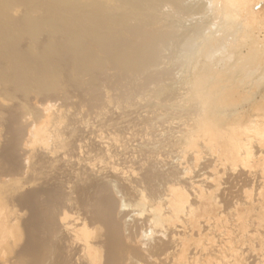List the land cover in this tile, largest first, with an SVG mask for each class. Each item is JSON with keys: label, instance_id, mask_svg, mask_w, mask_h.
I'll return each instance as SVG.
<instances>
[{"label": "rangeland", "instance_id": "obj_1", "mask_svg": "<svg viewBox=\"0 0 264 264\" xmlns=\"http://www.w3.org/2000/svg\"><path fill=\"white\" fill-rule=\"evenodd\" d=\"M176 1H177V4H174V7L162 9L163 12L173 15V18L175 15L178 17L179 10L181 8L182 9L194 8L195 10V8H197L199 5H201L202 3L204 4L205 1H206L205 7H207V5L209 4L208 1L210 0H176ZM211 1H215V0H211ZM215 3H217V0ZM218 3L220 6L221 2H218ZM214 5H215V8L216 6H218L216 4ZM249 7L254 8V9L250 10ZM215 8H213V11ZM246 9L249 10V12H244L243 16L239 17L240 18L239 20H236L235 22L234 20L235 18L232 19L234 20V23L231 21L233 23V24L231 23V25L233 26L229 25L230 31L228 29L229 27L226 28V33L230 32L229 34L230 36L232 34L231 33L232 27L234 28V26H236L235 28L238 29L234 31L232 28V30L234 31L232 32L235 34L231 36L232 39L227 38L231 42H233L232 40L236 38L235 39L236 42L232 43L234 45L231 44L232 47L227 45V48L228 47L231 48V49L228 48L229 51L227 50L229 52L228 53V60H229L228 64L223 67L222 66L223 62L221 60L220 61L221 63L217 62V64L214 65L215 67L214 69H216L215 71H217L218 69L227 70L230 66H234L237 63H239L240 66L239 65L237 66L238 69L235 70V72H231V74L233 73L232 76L227 74L229 77L226 78V75H224L225 78L223 79H226V80L225 82H223V85L228 86L229 83L231 84L230 81L232 80L234 76H235L234 79L238 80L239 78L242 77L241 74L243 75L244 72H246L248 69L253 70V68H255L256 72L252 76L253 78L248 79V81H250L249 83H251L252 81L258 79L257 80L258 82L256 81L258 83V86L255 84H252L254 83L252 82L251 83L252 85L247 84L245 87L242 88L243 92L241 93L237 91L234 92L235 94L238 93L237 95H233L234 93H232L231 95L230 93L231 96L230 95L229 96L230 97L234 96V97L230 100L223 101L227 103L226 105L223 104L224 107L220 108V106H218L219 108L217 107H216L217 109L215 108L216 111L209 112L210 113L209 115H211L210 118L212 120L215 119V122H217V120L218 122H221V126L223 125L222 124L223 121L233 122L235 120L234 121L235 123H233L234 126L239 127L241 124L235 125L237 122L241 121L240 123L242 122L246 123L247 119L255 118L254 116H250L251 115L250 113L259 115V114H262V112H264V110L262 109L257 110L258 107L260 108V107H263L264 105V99H262V97H264V0H250V3L246 6ZM211 11L210 10H206L204 12L200 11L201 13L198 14L199 11L196 12L195 10L196 13L190 12V15L186 13V15H189L187 17H185V13L183 12L184 13L183 15L181 13L180 14L184 17L180 16L179 14V16L182 18H179L178 20L181 26L184 23L186 25L191 24L192 26L196 23L195 28L193 27L192 28L195 31H197L196 29L198 28H196V26L200 27L199 25H201V23L197 24L199 22L198 20H201L203 18L202 17L203 14L207 18L209 15L208 13H210ZM234 12L240 13L239 10H235ZM212 15L213 13L210 14L209 19L204 20L205 18L204 17L202 19L203 21L202 20L201 21L205 22L206 23L205 25H212L209 23H212V21L217 20L216 18L211 20ZM163 18L164 16L162 15L161 19ZM196 19H198L197 22H196ZM209 20L211 22H209ZM214 22L216 23L217 21H214ZM241 23H243L242 25L244 26L242 25L240 26ZM180 24L178 25L180 26ZM185 24L183 26H185ZM189 26H186V27H189ZM169 28L173 30L172 26L170 27L168 26L166 29H169ZM182 28H181V31L183 30ZM212 28L213 27L211 26L210 29L212 30ZM175 29H177V27L174 28V30ZM202 29L203 28H201L200 30ZM210 29L208 31L206 30V34H208V32L209 33L213 32L216 28H214V30L212 31H210ZM185 31H186L185 32L186 34L187 33L189 34L191 32V35H189V37L188 35L187 37H185L184 34H182L184 33L183 31L180 34L183 36L182 39L185 40L186 38L187 39L189 38L190 40L191 36L193 37L194 35L193 32L195 31L192 32L191 30L190 32H188L187 28ZM244 31L245 33H243ZM179 38H181V36L177 37V39ZM226 41L227 40L225 39V42ZM187 42H190V41L187 40ZM235 43L237 44V46L234 48L233 46L236 45ZM177 44L179 45L178 47L180 48L182 47L181 41L180 43L178 42ZM172 45L175 46V43H173ZM187 46H190V45H187ZM178 47L176 45V49L183 50L182 48L179 49ZM168 50L165 49L166 54L164 53L165 51L162 50L164 51L163 53H161L163 56L160 55L162 56V61L158 62L157 64L158 68L156 67V64L153 67L160 69L162 66L159 67V64H161L163 61L164 62L166 61L165 57L169 53L170 55L169 57L171 58L170 60L171 63L170 62L167 63L169 59L165 63L168 64L167 65L168 67L170 65V68H169L170 71L168 70V67L165 66L166 64H164L163 62L162 65L164 66V69L167 68L169 72L165 71L167 72V74L160 72V71L156 73L157 69L155 71V68H154L152 70V72H155L153 75L155 74L159 75L160 73V76H162L163 80L162 78L161 79L158 78L159 77L158 75H155L154 79H158V81L154 80V82H151V83L146 81V78L143 73L135 75L132 73L125 72V74L122 75V77H120V75L117 74V72L115 71H113L114 73H111L110 75H108L107 77L103 78L100 81L98 86L94 89L93 94L92 92L88 93L90 91L87 92L83 88H81L80 90H75V89H70L68 87L67 89V86H65V84H64V87L62 84V85H59L60 87L57 86L54 90H48L49 92L48 91L42 92V90L41 92H39L38 90H33L32 91L33 93L31 91L26 92L27 94L26 93H16L14 92L13 87L11 85H8V84L5 85V84L0 83V101L3 103L7 101L6 102L7 105H3L0 103V110L2 114L0 117V131H1L0 132V179L2 180L0 181V213L2 214L0 215L1 216L0 229H5L6 232L10 231L9 233L11 234L13 238L12 239L8 235V232L7 233L3 232V230H1L2 232L0 231L1 234H3L6 237L5 238L3 235L0 234L1 236H3L2 238H0V249H2V251L0 250V264L1 263L5 264L7 260L9 264H14V263L15 264H31L30 262L31 260H33L34 258H37L38 260L41 258L43 254L44 255L42 257H44L43 259L45 261L46 259L50 260L48 259V256H45V255H49V258H52L50 256L53 255V258L51 259V261L54 259V256L55 257L56 256L59 257L58 255L62 256L61 254H63L62 252L63 250L58 251L57 249L58 247H56L55 245L59 246V248L64 246L63 244L64 242L62 243L63 245H61V247L59 245L62 242L61 241L62 238L60 237L64 236L65 233L62 232V229H61L62 227L58 223L59 217L63 215L64 213H67V215L70 214L68 218L72 217L71 215H73L74 213L75 216L73 215L72 219L76 217L77 215L78 217L77 222L78 224L82 225V227H81V230L79 231L80 234H78L79 232H77L75 233L74 236L77 239V241L80 238H86V240H88L91 245H94V247H92V250H93V254L97 257L96 264H103L104 259L105 260L109 259L105 261V264H110L109 261L112 258H113L112 260H114L115 257L118 258V256H116L118 255V251L114 250L115 252L117 251L116 253H114L113 250L112 251L106 250V248L104 247L106 245V240H105L106 232L104 231L106 230V227L101 226V225H104V223L102 221L99 223L97 221L98 218L95 217L97 220L94 218L96 222H94V220L92 219L94 215V211H96V208H97L96 206L99 203V200H101L105 196H109L113 202L114 222H117L120 225L119 226L120 229L122 226L123 228V230L121 229L122 232L126 233L127 230L125 229H129L127 232H128V235H129V232H132V238H138V239L140 238V241H141L144 236L143 242L141 243L142 245L145 246V244H147L146 242H148L149 239H151L152 241V236H151L152 234L148 232L149 231L148 228H145V226L141 224V222L144 220V217L146 216L145 215L146 213L144 212V208L148 209L147 206H149V204L153 201V199H155L154 202H156V200H159V201H162V199L164 200L165 197L163 196V193L165 192L167 186L174 184V186L179 187L181 190H183L185 187H187V189H190L191 187L189 185V182L191 181V179L197 182V179H195L194 176L196 175L198 171L205 172L206 179L204 181H200V183L199 182L196 183L198 187L197 191L201 190L206 193L205 190L209 189L207 190V193L209 192V195L211 196L214 195L215 199L212 198V200L213 202L214 200H216L217 206L213 203L211 207L212 212L210 211L208 214L207 213L206 214L207 216L212 214L210 217H213V216L215 217L217 215L216 217H218L219 219V225L217 226V228H219L220 233L224 229V228H221L220 225L222 227H224L225 224L227 226H233L234 223H236L234 205L237 204L238 198L243 197L241 194H243L245 197H246V194H247V197L250 195L249 198L246 197L247 200H249L253 196L255 199L252 198L253 201L250 200L252 202H254V200H257L256 195L259 196L258 192L264 195L263 194L264 188L263 189L261 188L263 187L261 186L263 184H260L262 182L259 178L257 179H259L260 181L257 180V182H256L255 177H254L255 180L253 179L254 181H252L251 177L245 178L244 176L243 178V175H241L242 178L240 180L237 179L239 176L238 174H243L245 171L247 172V170L251 169L258 173L259 171L262 170V168L264 169L262 165H258V164L254 165V162L257 159L255 155L258 154L256 153L257 147L254 146L252 150V146H253L252 143L258 142L257 140L261 138L258 136L257 133H254L253 130L251 132L249 130L247 133L248 134L251 133L253 138L251 135L249 136L247 135V137L249 139L252 138L253 141L251 142V140L247 139L249 142L247 141L245 142L246 133H243L245 137L244 143H243V138H242L243 134H242V137L239 136L240 139L242 138L241 142L243 144L241 142L239 143H241L242 146L245 147V149L249 147L251 149V153H250V149H249L250 154L248 152L246 153L244 151V148L241 146H240L241 147L240 151H244L242 153L246 154V156L247 155L249 156L246 159H244L246 156L242 155V160L244 161V163H242L243 161L242 162L237 161L236 163L238 164L235 166H232L233 164L231 165V162L230 163L224 162L225 159L224 160L221 159L223 162L222 163L219 158L220 157L223 158L224 157L223 155L226 154V153L222 154V152L225 151L223 149L224 144L227 142L225 144V147H227V144L229 146H234L237 144L236 140H238L239 138L237 139L235 136H233L234 133L231 130L230 131L233 135L228 130H225V129H220L221 133H224V131H226L230 136V138H226V139H228L231 142H228L227 140L225 141L224 139L225 136L229 137L227 136V133H224L222 135L220 133L219 135H217L218 133H216L215 131L214 135H217L218 138L213 136V132L211 133L209 131L212 127L211 128L207 127L208 126L207 125L208 111L205 112L206 108H203L204 110L203 112L202 106L198 102V100L196 98L194 99L195 101L191 100V98L193 99V97H191L192 93L190 94L191 95L190 99H188L189 98L188 93L192 92V91H188L187 93L188 87L190 88L193 87V83L195 81L202 79L205 73L204 70H202V67L203 69L204 67L205 69H207V64H206L207 62L204 59V55L198 56V54H196V56L200 58L195 60L196 59L194 58L196 57L195 54H192V56L190 55L189 57V54H185L184 52L185 54L184 56L186 57L188 56V57L186 58L182 56L181 57L182 59H181L179 56H181V54L183 55V53L177 50L176 53L181 52L180 54H177L178 55L177 60L180 58L179 64L181 60L182 61L183 59L185 60L183 62L181 61L182 64L184 63L183 65L181 64L182 66L181 65L177 66L178 63L175 61L176 59L175 56L171 57L172 55H175L176 53L174 52L175 54H172V52L171 51L169 52ZM163 57L165 59H163ZM225 57L227 58V56ZM172 59L174 60L172 61ZM190 60L192 61L190 62ZM174 61L176 62L175 64L176 66L175 65L173 66L172 62ZM186 62L187 63L190 62V64L187 65ZM203 62L205 63V66ZM192 64L194 66L195 65L197 66L193 68ZM177 67H179L180 69L182 68V69L180 70ZM236 72H237V75L241 73L239 74L241 77H237V75H235ZM197 74L200 75V78L199 76L196 77ZM260 76L262 77L261 79L257 78ZM159 79L162 80V82L161 81L159 82ZM234 79L232 80V82H234ZM259 79L262 81H260ZM233 84L234 83H232L231 85ZM253 85L257 87L254 88ZM250 86L251 87L253 86V87L251 88ZM249 87L252 90H250ZM154 90H158V91L155 92ZM168 91L170 92V94ZM172 91H173V95H172ZM38 92L43 95L39 94ZM161 94L164 96H162ZM160 95L162 96L161 98H160ZM31 103L33 104L35 103V105ZM42 105H48L47 112L46 111L44 112L43 110L39 108V107H43ZM3 115L4 117L2 118ZM5 117H7V119ZM10 117H15V119L14 118L11 119ZM2 119L4 120L1 121ZM204 120L206 121L203 122ZM4 122L6 124H4ZM2 124H4L3 126L4 128L2 127ZM216 124L217 125L215 127L217 126L220 127L219 126L220 123H216ZM31 126H34L35 129H39L38 130L39 133L34 137L36 138L34 141H32V138L29 139L28 137L29 129L31 128ZM194 127L197 129H195ZM203 127H204V130H203ZM230 127H233V125ZM214 130H216V128L212 129V131ZM203 131H206L208 133L210 132V134L216 139L214 138L211 139L209 136H207V138L209 137V139H211L212 141L210 142V140H208L209 141V142L207 141L208 145L205 144L203 146H196L194 149L195 150L198 149V152L195 154L196 159L195 158L193 159L192 153L194 152L191 150L193 148L191 147L192 144L190 143L191 140L194 139L193 132H203ZM4 132H7V133H4ZM100 136L103 137L104 141L107 140L109 144H112V147H110L111 145L107 146L109 147V149L108 148L103 149L99 147L98 143L94 142V140L97 141ZM107 136L110 137V138L108 137L109 139H111V137L113 138L115 137L114 139L116 141L114 140L113 142L112 140V143H110V140L106 139ZM41 137L48 138L47 140L48 143H46L47 145L42 144L43 146L46 145L44 147L40 146L39 142L35 143V141ZM232 141L234 142L233 143L234 145L232 144ZM221 142L224 144H222ZM8 143L10 144L8 145ZM23 143H26L25 148L27 149H23V147H20V146H23ZM120 143H123L124 147L127 148L125 149V151H122V153H120L119 151V146L121 145ZM247 143L248 145H246ZM220 144H222L221 145L222 147L220 146ZM5 146H9V147H5ZM256 146H257V143H256ZM92 147L93 149L97 148L95 152L98 153V156L100 158L99 160H97L96 158H93V154L95 153L93 152L94 150L92 149ZM99 148L101 149V151L98 150ZM112 148H114V151L112 150ZM219 148L222 149V152H220L221 149ZM225 149H229V148H225ZM6 150H8V152L10 153L13 152L12 155L9 156L10 159L4 157V153ZM90 150H93L92 153H90ZM110 150L112 151L109 153ZM113 152H116L115 154H117V157L114 156L115 157L114 160H116L115 162L112 160L114 158L113 155H115ZM106 153L108 154L107 157L109 158H110L109 155H111L112 153L113 154L112 158L108 159L106 157ZM260 154L261 153H259V155ZM85 155L88 158H86ZM90 156H91V159H93L94 161L96 160V162H94L95 164L89 163V161L93 162V160L91 161ZM217 156H219V158ZM260 157H262V155H260ZM106 159H108L109 163ZM83 160H85V163L88 162L89 165L90 164L93 165V169H92L93 172L88 169L87 171L85 170L86 172L84 171L85 173L81 171L82 169L80 167V164H85L83 163L84 162ZM111 160L114 162L113 164L114 166H117L120 168V171H118L115 175L114 174L112 175V173L110 172H109L110 174H105L103 176L93 175L95 174L96 171L99 172L103 170L106 166L110 165V163L112 164ZM106 161L108 165L105 164ZM119 161L120 163H118ZM24 162H27V164ZM103 164H105L106 166L104 167ZM117 164H119V166ZM26 165L28 166L26 167ZM249 166H252V167H249ZM242 171L244 172L242 173ZM104 172L106 173L107 171H104ZM79 174H80L79 176L80 180L78 179ZM81 174H82V179L84 180L85 178L84 180L85 182L81 180ZM83 174L85 175V177ZM257 183L260 185H258ZM91 184H93V186H96V185L98 186V189L95 190L96 192L98 190V192L97 193L95 192L96 194L94 193L95 194L94 196L92 194L94 192L93 190L95 189V187L92 188L93 186H91ZM55 187H57L58 189L57 190L58 192L55 190L56 194L53 192ZM88 187L90 188L89 192H88V189H86ZM82 188L84 192L87 191L88 193L86 192V194L84 195V192L81 191ZM50 189H51L50 192H53L55 194V197H53L52 195H49ZM187 189H186V192L188 191L186 193L187 201L188 203L190 202L189 203L191 204L190 206L192 207L193 205L192 208L196 207L195 208L196 212H198V210L202 211L205 206L199 205L200 201H197L199 200V195L197 191H195L194 189L193 190L192 189L187 190ZM32 190L39 191L38 193L39 195L37 198L38 199L37 201H39L38 204H42V206L44 205L46 209L49 208L48 210H46L48 213L45 212V214L48 215V216L46 215L47 218H45V216L43 218L44 210L42 211L43 212L42 219H44V221L45 219L48 220L49 221L47 222L48 224H46V221L44 222V224H42L41 228H44L45 227L44 225L46 224V227L44 229H41L40 226H38V229L39 228L40 229L38 230L36 228V231H34L35 234L33 233V228L30 226L32 225V222H31L32 216L29 210L30 203L28 202L29 206H26L27 201H25V205L22 202L24 199L26 200L28 199L27 197L31 192H33ZM134 191L136 193H134ZM90 192L91 194H89ZM137 192L141 193L143 197L145 198L144 203L139 202V199L141 197L139 196V194H138L139 197L136 195ZM83 195L85 196V198H83L84 197ZM87 195H89V197ZM90 195H92L93 197L92 196L90 197ZM50 196L54 198L52 199V201L50 200V198H52ZM195 198H197L196 202L194 200ZM47 199H49L52 202L51 203L49 201L51 205L50 204L48 205ZM46 202H47V205H46ZM129 203H130L129 205L130 207H127ZM142 204H144V207ZM213 205H215V207L217 208L216 210L217 214L215 212L216 208ZM132 206L137 207L136 211H133V209H132L133 212L131 211L130 208ZM127 208L130 209L132 213H130V211ZM72 209H73V213H69V211L71 212ZM142 209H143V212H141ZM75 211L77 214L75 213ZM256 211H258V209ZM231 212L233 214H231ZM142 213H144L145 216ZM139 214H142V215H139ZM255 214H257L255 212V209H253L252 211L250 210L248 212H243L241 215H246V216L239 218L240 220L242 219L241 221L238 219L237 221L244 223L245 230L246 231L248 230L247 232L248 233L250 232L251 236L254 234L257 238V236L259 237L261 233V229H260L261 227L257 223L261 219L258 216H255ZM50 217L52 218L49 219ZM136 218L137 220L138 219L139 220L137 221ZM99 219H102V218L100 217ZM203 219H201V222ZM134 221L136 223H134ZM53 222H56V223L52 224ZM123 222L126 223L127 225L124 224ZM139 223H140L139 225L140 227L138 226L139 227L138 228L137 225L135 224H139ZM202 224L203 223H200L198 225V228H195L194 232H192L191 237L194 240L196 238H197L196 240H199V239L201 240L204 238L206 234L211 233L212 230L205 229V227H203ZM48 225H51V226H48ZM99 225L101 227H99ZM129 225H135L134 228L130 226L133 229L132 231L129 228ZM254 225H256V229ZM141 227H143L144 230H141L142 229ZM11 229H13V231ZM46 230L49 231V234H47L48 231L46 232ZM197 230L198 231L200 230V232H198ZM252 230H253V233H252ZM195 231H197L199 234L195 235V233H197ZM231 231L232 230L229 231L228 237H231ZM27 232H29L28 235L26 234ZM41 232L44 233V235L42 234L44 236L43 240L45 239V237L46 239L44 241L42 240L40 241L38 239L39 241H37V243L33 247V252L30 251L29 255H28L29 252L26 253L25 255L24 252L22 251V247L24 246V243H25L24 247L27 250V245H28L27 242H29V241H26L27 238H29L30 240V237L31 238L33 236L37 237L38 234L39 235L41 234ZM104 232H105L104 234L105 236L103 235ZM138 232L143 233V235L139 236L140 233L137 235L136 233ZM50 233H53L54 235ZM125 233H123L124 235L123 234L122 235L126 236L127 233L126 234ZM220 233H218L217 235L215 233L216 236L213 240L214 244H217ZM6 235H8L12 241L10 240L8 241L7 240L8 236ZM134 235H137V236L134 237ZM246 235L248 234L245 233V236ZM254 235L253 237H255ZM48 236H49V239L51 238L50 236L52 237L54 236V238H51L50 240L53 241V239H55V241L54 242L48 241L47 240ZM260 237L262 236L260 235ZM4 238L5 240H2ZM37 238H40V237H37ZM58 238L60 239V241H58L59 240ZM256 238L255 240H258L259 242V239L258 238L256 239ZM163 240H165L164 237H163ZM2 241L5 244H3ZM56 241H57V244L55 243ZM144 241H145V244H144ZM151 241L149 240L150 243ZM10 242L13 245H11ZM44 242L47 244H44ZM49 242H50L49 246L53 244L52 248L48 246ZM152 242L154 243V241ZM252 242L253 241H251V244ZM251 244L250 243L247 244V241H246L245 245H248V246L250 245V248H251L252 246ZM254 244L253 245L256 247L257 242L255 241ZM9 245H10V248H9ZM46 245L52 251V254L50 253L51 255L49 254L50 250L46 248ZM248 246H246L245 249L243 248V250L240 251L241 254L238 257V260H239L238 264H264V257L262 260L260 259L258 260L256 258L257 254L263 253V251L262 253L261 251L259 252V250L262 248L258 249L257 248L259 247L258 245L256 247V249L258 250L252 253L255 247L253 248L252 246L253 250L251 249L250 251ZM24 247H23V250H25ZM56 249L58 252L54 251V253H56L55 255L53 253V250H56ZM126 251L127 250H125V252ZM1 252L5 254H1ZM19 253L20 255H23V256L25 255L26 257L20 256ZM192 253L198 254L199 251L197 252L195 251ZM216 253H217L216 250L214 251L212 250L213 257L216 255ZM119 254L121 253L119 252ZM202 254L203 253L198 255L199 260H197V257L195 255L194 256L196 258L194 256L192 258L193 259L195 258L194 259L195 262L196 261L199 262L200 257L202 259V256H201ZM122 255H124L123 252H122ZM139 255L140 254H136V256L132 255V257H134L133 260L136 259L137 264H150V263H146L149 261L148 259H147L148 261L145 260V258L142 259L141 255L140 256ZM129 256L131 257L130 254ZM45 257L47 258L45 259ZM98 257L99 258L102 257V260L99 259ZM43 259L41 258L39 262L37 263L41 264L40 261H42L43 263ZM55 259L58 260L59 258H55ZM57 260H54L56 261V263L53 261L52 262L55 264L60 263V262H57ZM230 260L232 261V259ZM51 261H49L50 264H51ZM212 261L213 260H211L210 263H212ZM200 262L199 264H201ZM210 263L207 261L206 264H210ZM46 264H48V261ZM213 264H215V262Z\"/></svg>", "mask_w": 264, "mask_h": 264}, {"label": "bare ground", "instance_id": "obj_2", "mask_svg": "<svg viewBox=\"0 0 264 264\" xmlns=\"http://www.w3.org/2000/svg\"><path fill=\"white\" fill-rule=\"evenodd\" d=\"M205 2H204V4L202 3L197 8H195L196 12L199 11L198 12V14H199L202 11L204 12L206 10H210V11L212 10L213 11V8H215L214 4H216L218 6H216V8L214 9L213 12L211 11L210 13H208L209 15L207 18L205 17V15L203 13H202L203 14L202 17L203 18L205 17L204 20L209 19L210 14L213 13L211 20L216 18L217 20H214V21H217V22L215 23L214 21H212V23H209V22H211L209 20L208 23L212 24V25H205L206 23L202 22L203 18L200 16L202 18L201 19L202 21L198 20L200 18L199 17L198 19H196V22L198 20L199 22L197 24L201 23V25H199V26L203 29L200 30L201 28L196 26V28H198V29H196L197 31H195L193 28H195L196 23L193 26L191 24L186 25L185 23H184L185 26H183L184 24H182V26H181V24L179 23V20H178L179 18L184 17V16H182L184 13H185V17L189 16L190 12L196 13L194 8H190V9L187 7H186L187 9L181 8L179 10V14L181 13L182 15L180 14V16H182V17H180L178 14V17L175 15L173 18V15L163 12L162 9H164V8L174 7V4H177L176 0H0V83L5 84V85H7V84L11 85L13 87L14 92H16V93H26L29 91L32 92L33 90H38L39 92H41V90H42V92L48 91V90H54L57 86L62 85V84L64 87V84H65V86H67V89H68V87L70 89H75V90H80L81 88H83L87 92L90 91L88 93L92 92V94H93L94 89L98 86L100 81L103 78L110 75L111 73H114L113 71L117 72V74H119L120 77H122V75H124L125 72L132 73L135 75L143 73L145 78H146V81L151 83V82H154V80L158 81V79H154L155 75H158V74L153 75L155 72H152V70L155 68V71H156V69L158 68V65H157L158 62L162 61L163 55L161 53H163L165 51V49L168 50L171 47L168 51L169 52L171 51L172 54H175L176 51L178 50V49H176V45L178 47L179 45L177 43L178 42L180 43V41H181V43H182L181 48L183 50H178V51H181L183 53V55L181 54V56H179L180 58L182 56H184L185 54H189V57H190V55L192 56V54H195V56H196V54H198V56L204 55V59L207 62L206 63L207 69H205V67L203 69V67H202V70H204V72H205L202 79L195 81L193 83V87H191V88L188 87L187 93H188V91H192V92L188 93L189 94L188 99H190V96H191L190 94L192 93L191 97H193V99L191 98V100L195 101L194 99L196 98L198 100V102L201 104L202 110H203V108H206L205 112L208 111V113H207L208 114V116H207L208 117L207 118V125L208 126L207 127H210V128L212 127L210 130L209 129L208 130L211 133L213 132V136L218 138L217 135H219L221 133L220 129H225V130H228L230 133L232 131L234 133V135L232 133L231 134L233 136H235L237 139L239 138L238 140L235 139L236 143H237L236 145L233 144L235 142V140H234V142L232 141V144L234 146H229L227 144V147H225V144L227 142L225 144L221 142L222 144H224L223 149L225 151L222 152V149L219 148V149H221L220 152H222V154H224V153H226V154L223 155L224 157L221 155L223 158H221V157L219 158V156H217V157L220 160L225 159L224 162H227V163L231 162V165L233 164L232 166L237 165L238 164V163H236L237 161L242 162L243 161L242 155L246 156V154H243L242 152L245 151L246 153L247 152L249 153V149H250L249 147H247L248 149L247 148L245 149V147L242 146V144L244 143V138H245L243 133H246L245 134V136H246L245 142L246 141L249 142L247 140V139H249L247 137V135L248 136L251 135L250 132L253 130L254 133H257L258 136L261 138V139L257 140L258 142L255 141L257 143V146H256V143H252L253 146L251 145L252 150H253L254 146L257 147L256 153H258L255 155L257 159L254 162V165L258 164V165H262L264 167V165H263L264 164V150H263L264 149V112H262V114H259V115H255V114L250 113L251 114L250 116H254L255 118L247 119L246 123L245 122L240 123L241 121L237 122L238 124L236 123L235 125L241 124L239 127L234 126L233 123H235L234 122L235 120L233 122L229 121L230 123L227 121L226 122L223 121L222 124L224 126L223 125L221 126V122H218V120H217V122H215V119L212 120L210 118L211 115H209L210 114L209 112L216 111L215 110L216 107L217 108H219L218 106H220V108L224 107V105H226L227 103H225L223 101L232 99L234 97V96L230 97L232 95V93H234L236 91L239 93L243 92L242 88L245 87L247 84L250 85L252 82H254L252 84H255L258 86V83H257L258 79L252 81L251 83H249L250 81H248V79L253 78L252 76L256 72L255 68H253V70L248 69L246 72H244V74H243L244 76L241 73H239V74H241L242 77L239 74H238L239 75L238 76L237 72H236L235 75H237V77H241V78H239L237 80V79H234L235 78V76H234L232 78V80L234 79V82H232V80L230 82H231V84L234 83L235 85L234 84L231 85L229 83L230 86H229V84H228V86L223 85V82H225V80H226V79H223V78H225L224 75H226V78L229 77L227 74L232 76L233 73L231 74V72H235V70L238 69L237 66L239 65V63H237L234 66H230L227 70L218 69L217 71H215L216 69H214L215 68L214 65H216L217 62L219 63L221 60L223 62V64H222L223 67L228 64V62H229V60H228V53L229 52L228 51L231 48L228 47L229 48L228 49L227 45L231 46V44L233 42H236L235 41L236 38L234 40H232L233 42H231L229 39H232L231 36L235 34L233 32L235 30H238V29L235 28L236 26H234L235 29L232 27L234 31L231 28L232 34L230 36L229 35L230 32H227L228 34L226 33V28L229 27V25L233 26V25H231V23L232 22L234 23V20H235V22H236V20H239L240 19L239 17H242L244 12H249V10L246 9V6L250 3V0H220V1L217 0V3H215L216 0L215 1L210 0V1H208L209 4L207 3L208 4L207 7H205L206 6ZM218 2H221L220 6H219ZM249 9L252 10L254 8L249 7ZM192 10H194V11H192ZM235 10H239L240 13H235L234 12ZM207 12H209V11H207ZM251 12H253V11H251ZM186 13L189 15H186ZM162 15L164 16L163 19H161ZM232 19H234V20H232ZM174 23H176L177 25ZM178 24H180L181 28L184 27V28H182L183 29L182 31H181V28ZM242 24L243 23H241L240 26ZM168 26L169 27L172 26L173 30L171 28L166 29ZM174 26H176L177 29L174 30V28H176ZM186 26H189L190 29L192 30V32L195 31V32H193L194 35L192 33L193 37L191 36L190 40H189V38L188 39L186 38L184 40V39H182L183 36L180 35L183 31H184V33H182V34H184L185 37H187V35H188V37H189V35H191V32H190L191 30L189 29V27H186ZM211 26L213 27L212 30H214V28H216V29L213 32H210V33L208 32V34H206V30L208 31L211 28ZM242 26H244V25H242ZM164 27H166V28H164ZM185 27L187 28V31L190 32L189 34L185 33L186 32ZM178 28H180V29H178ZM228 29L230 31V27ZM176 30H178L179 32ZM212 30L210 29V31H212ZM180 31H181V33H180ZM245 31L243 33H245ZM178 35H180L181 38L177 39V37H180ZM227 38H229V39H227ZM225 39L227 40L226 42H225ZM187 40L190 41L191 43L187 42ZM183 42H185V43H183ZM228 42H229V44H228ZM173 43H175V46L172 45ZM187 43H189V44H187ZM187 45H190V46H187ZM232 45H234V44H232ZM236 46H237V44L233 47L235 48ZM178 48L181 49L180 47H178ZM171 49H173V50L175 49V50L173 51ZM162 50H164V51H162ZM168 51H167V53H168ZM184 52H185V54H184ZM164 53L166 54V51ZM180 53L177 52L175 55H172L170 53L172 55L171 57L175 56V58H176L175 61L178 63L177 66H180L182 64L181 63L182 60L180 61V64H179L180 58L177 60V58H178L177 54H180ZM160 55H162V56H160ZM167 56L168 57L170 56L169 53ZM167 56L165 57L166 59L164 57H163V59H165L166 61L169 59L167 61V63H168V62H170L171 58L170 57L168 58ZM225 56H227V58ZM184 57H186V56H184ZM158 58L161 60H159ZM194 58H196L195 60H197L200 57L196 56ZM173 60L174 59H172V61ZM183 61H185V60L183 59ZM191 61L192 60H190V62ZM165 62H164V64H166L165 66H167L168 64ZM174 62H172L173 66L176 64V62L175 63ZM190 62L189 63L186 62L187 65L190 64ZM193 62H194V60H193ZM162 63L159 64V67L162 66L163 68L161 67L162 68V69L160 68L161 70L157 69L156 73H158L160 71V72L167 74V72L170 71V69H169L170 65H169V67L167 66L168 70H169L168 71L167 68L164 69V66L162 65ZM155 64H156L157 68L153 67V66H155ZM195 66H197V65H195ZM195 66L193 65V68ZM204 66H205V63H204ZM177 68H179V67H177ZM165 71H167V72H165ZM190 71H191V69H190ZM185 73H186V71H185ZM161 75H163V74H161ZM184 75H186V74H184ZM158 76H159L158 78H160V79L162 78V76H160V73ZM198 76L200 78L199 74L196 75V77H198ZM156 78H157V76H156ZM257 78L261 79L262 77L260 76ZM160 79H159V82L160 81L162 82L163 78H162V80H160ZM230 79H231V77H230ZM230 79H228V80H230ZM260 81H262V80H260ZM162 84H161V86H162ZM256 87L254 86V88H256ZM251 88H250V90H252ZM160 89H162V88H160ZM160 89H159V91H160ZM165 90H167V89H165ZM154 91L156 92L158 90H154ZM161 93H163V92H161ZM230 93H231V95H230ZM39 94H41V93H39ZM158 94H157V96H158ZM169 94H170V92H169ZM226 94L228 96L229 95L230 96L228 97ZM237 94L238 93H236V94L234 93L233 95H237ZM41 95H43V94H41ZM161 95H160V98L162 96H164V95H162V96ZM172 95H173V91H172ZM168 96H170V95H168ZM262 99H264V97H262ZM6 102L3 103L0 101V103L3 105H7ZM31 104H33V103H31ZM33 105H35V103ZM42 106L43 107H39V106L38 107L41 110H43L44 112L45 111L47 112L48 105H42ZM260 109L264 110V105H263V107L257 108V110H260ZM203 112H204V110H203ZM1 115L2 114H1V110H0V117H1ZM3 117H4V115L2 116V118ZM8 117H9V115H8ZM5 118L7 119V117H5ZM10 118L15 119V117H10ZM3 120L4 119H2L1 121H3ZM205 121L206 120H204L203 122H205ZM11 123H13V122H11ZM216 123H220L219 126L221 128L218 126L215 127L217 125ZM4 124H6V123L4 122ZM4 124H2V127L4 126ZM232 125H233V127H230ZM214 127L216 128V130L212 131V129H215ZM226 127H227V129H226ZM234 127H236V128H234ZM194 128H193V130H194ZM195 129H197V128H195ZM38 130L39 129H35L34 126H31V128L29 129V133H28L29 139L32 138V141H34L36 139L34 137L39 133ZM203 130H204V127H203ZM249 130H250V132H249L250 134L247 133ZM215 131H216V133H218L217 135H214ZM210 132L209 133L206 131L193 132L194 133V135H193L194 139L191 140V142H190L192 144L191 147L193 148L191 150L194 152V153H192L193 159L194 158L196 159L195 154L198 152V149L195 150L194 148L196 146H203L209 142L208 140H210V142H211L212 141L211 139L214 138L210 134ZM4 133H7V132H4ZM224 133H227V132L224 131ZM224 133H221V135ZM242 134H243V137H242ZM95 135H96V133H95ZM113 136H115V135H113ZM207 136H209L211 139H209V137L207 138ZM227 136H229L228 133H227ZM239 136L243 138V143L241 142L242 138L240 139ZM108 137L109 136H107L106 139L110 138V137L109 138ZM114 138L111 137V139H109L110 143H112V140L114 142V140H115ZM226 138H230V136L229 137L225 136L224 139H225V141L227 140L228 142H231ZM252 138H253V136H252ZM252 138L249 139V140H251V142L253 141ZM214 139H216V138H214ZM224 139H223V141H224ZM47 140H48V138L41 137V138H38L35 141V143L39 142V145L43 146L42 144L48 143ZM106 141L103 140L102 136H100L97 141L94 140V142L98 143L99 147H101L103 149H107V148L109 149V147H107V146L111 145L110 147H112V144H109V142L108 141L106 142ZM15 142H16V140H15ZM17 142H19V141H17ZM239 142H241L242 144ZM4 144H6V143H4ZM9 144L10 143H8V145ZM21 144H22V142H21ZM25 144L26 143H23V146H20V147H23V149H27V148H25ZM120 144L121 145L119 146V151H120V153H122V151H125V149H127V148L124 147L123 143H120ZM222 144H220V146ZM36 145H38V144H36ZM46 145H44V146H46ZM246 145H248V143ZM240 146L244 148V151H240L241 150ZM5 147H9V146H5ZM104 147H106V148H104ZM225 148H229V149H225ZM92 149H93V147H92ZM14 150H15V148H14ZM93 150H90V153H92V151H93L95 153V154H93V158H96L97 160H99L100 158L98 156V153L95 152V150H97V148L96 149L94 148ZM98 150L101 151L100 148ZM112 150L114 151V148H112ZM112 150H110L109 153ZM12 153H10V152H8V150H6L4 153V157L9 158V156H11ZM113 153L115 154L116 152H113ZM250 153H251V149H250ZM259 153H261L260 155H262V157H260ZM21 154H23V153H21ZM85 154H86V152H85ZM88 155H89V153H88ZM107 155L108 154L106 153V157H107ZM112 155L113 154L111 153V155H109L110 158L109 157H107V158L111 159ZM75 156H76V154H75ZM114 156L117 157V154L113 155V157ZM248 156L249 155H247L244 159H246ZM14 157H16V156H14ZM23 157H24V155H23ZM26 157H28V156H26ZM115 157L112 159L114 162L116 161V160H114ZM86 158H88V157L86 156ZM240 158H241V160H240ZM90 159H91V156H90ZM108 159H106V160L108 161ZM87 160H86V162H87ZM92 160L93 159H91V161ZM112 160H111L112 164L110 163V165H108L109 161H108V163H107V161L105 162V164L108 166L103 164L104 167L106 166L104 168L105 170L103 169L99 172L95 170L96 172L93 175H98V176L102 175L103 176L105 174H110V173H112V175L113 174L115 175L118 171H120V168L117 166H114L113 165L114 162ZM222 160H221V162H222ZM83 161H84L83 163H85V160H83ZM94 162H96V160L95 161L93 160V162L89 161V163L95 164ZM24 163L27 164V162H24ZM118 163H120V161ZM242 163H244V161ZM115 165H116V163H115ZM117 165L119 166V164H117ZM23 166H24V164H23ZM27 166L28 165H26V167ZM78 166H79V164H78ZM252 166H249V167H252ZM80 167L82 169L81 171H83V172L85 170L87 171V169L91 170L93 172V170H92L93 165H91V164L89 165L88 162L85 164H80ZM250 170H247L248 173L246 171L245 172L242 171V173L243 172L244 173L238 174L239 176L237 179L240 180L242 178L241 175H243V178H244V176H245V178L251 177L252 181H254L256 179V182H257V180L260 179L262 182L260 184H263V185H261V186H263L261 188L263 189L264 188V172H263L264 169L262 168V170L259 171L258 173L253 171V170H251V171ZM25 171H26V169H25ZM104 171H107V172L105 173ZM182 173H184V172H182ZM79 176H80V174L78 175V179L80 180ZM84 177H85V175H84ZM194 177H195V179H197V182H195V181H193V179H191V181L189 182V185L191 187L190 189H187V187H185L184 188L185 190L184 189L181 190L179 187L174 186V184L167 186L165 192L163 193V196L165 197L164 200L163 199H162V201L156 200V202H154L155 199H153V201L149 204V206H147L148 209L144 208V212L146 213L145 214L146 216L144 215V213H142L145 217H144V220L141 222V224L144 225L145 228H148V230H149L148 232H150V234H152L151 235L152 241H154V243H153L151 241V239H149L151 241V243L148 240V242H146L147 244H145V241L147 240L146 239L144 241L145 246L142 245V243H141V242H143L144 236H143V238L141 237L142 238L141 241H140V238L139 239L138 238H132V232H129V235L131 233V235H130L131 237L128 235L127 231L129 229L124 228L125 230H127L126 231L127 235L123 236L124 235L123 233H125V232H122V230H123L122 226H121V229H122L121 230L119 228L120 225L117 222H114V220H113V212H114L113 211V202L109 196H105L104 198L99 200L98 204L96 203L97 208H96V211H94V215H93L92 219L94 220V222H96V220H97L96 218H98L97 221L99 223L101 221L104 223V225H101V226L106 227V230H104L106 232V236L104 235L105 232L103 233V235L106 237L105 238L106 245L104 247L106 248L107 251L108 250L109 251L110 250L111 251L112 250L118 251V255H116V256H118V258L115 257L114 260H112L113 259L112 258L109 261L110 264H137L136 259L133 260L134 257H132V255L136 256V254H140L142 259L143 258H145V260L148 259L150 262L148 260H147L148 262H146V261L145 262L150 263V264H192V263L196 264L198 261L195 262L194 259L197 257V260H199L198 255L201 253H203V254L201 255L202 259L200 257V261H202L203 264L204 263L206 264L207 261L210 263L211 260H213V261L215 260L214 261L215 264H238L239 263L238 257L241 254L240 251L243 250V248L245 249L246 246H248V245H245L246 241H247V244H249V243L251 244V241H253L251 244L253 246V248L255 247L254 245L256 244V243L254 244V242L255 241L257 242V246L259 245V247H257V246L256 247L258 249L262 248L259 250V252L261 251V253H262V251H263V253L257 254V255L255 253L256 258L258 260L263 259V257H264V247H263L264 246V230H262V229H264V217H263L264 216V195H262V194H260V192H258L259 193L258 195L259 196L261 195L260 198H259V196L256 195L257 200H254V202H252L253 199H255L253 196L249 200H247L246 199L247 194H246V197L243 194H241L243 197L241 196L242 198H238L237 204L234 205L236 223H234L233 226H227L225 223H224L225 224L224 227H222L220 225L221 228H224L220 233L219 228H217V226L219 225V219H218V217H216L217 215L215 217L214 216L210 217L212 214L207 216V214L211 211L212 204L214 203L217 206L216 200H214V202L212 200V198L215 199L214 195L211 196V195H209V192L207 193V190H209V189L205 190L206 193L201 191V190L197 191L198 187H197L196 183H198V182L200 183V181H204L206 179L205 178V172L198 171ZM254 177H255V179H254ZM257 178H259V179H257ZM5 180H6V178H5ZM81 180H83L82 174H81ZM84 180H85V178H84ZM86 180H87V178H86ZM0 181H2V180L0 179ZM260 184H258V185H260ZM91 186H93V184H91ZM91 186H90V188H91ZM94 187H95V189L93 190L94 191L92 194L93 196L98 192V190H97V192L95 191L96 189H98V186L96 185V186H93L92 188H94ZM55 188L53 191L54 193L58 190L57 187H55ZM90 188L89 187L86 188V189H88V192L90 191ZM51 189L49 190V195H52L53 197H55L56 193L54 194L53 192H50ZM186 189L187 190H191V189L193 190L194 189L195 191H197V193L199 195V200H197L198 197L195 198L194 200H195V202H196V200L200 201L199 205L205 206L202 211L198 210V212H196L195 211L196 207L192 208L193 205H192V207L190 206L191 205V204H189L190 202L188 203V201H187V194L186 193L188 191L186 192ZM84 190H85V188H84ZM81 191H83V188ZM86 192L87 191L84 192V195L86 194ZM263 192H264V190H263ZM38 193H39L38 190L33 191L28 195L27 200L26 199H24L23 201L21 200L24 203V205H25V201H27L26 206L30 205L29 210H30L31 216H32V221H31L32 225H30L31 222L29 225L33 228L34 234H35L34 231H36V228L38 229V226H40V228H41L42 224H44L45 221H46V224H48L47 222H49L46 219H45V221H44V219H42L43 212H44L43 218H44V216H45V218H47L46 217L47 214H45V212H47L46 210H48L49 208L46 209L44 205L42 206V204H38L39 203V201H37L38 200L37 198L39 195ZM51 193H53V194H51ZM134 193H136V192L134 191ZM89 194H91V192ZM138 194L141 197L139 199V202L144 203L145 198L143 197V195L141 193L137 192L136 195L138 196ZM49 195H47V196H49ZM92 195H90V197ZM52 196H50V197H52ZM87 196L89 197V195H87ZM249 196L247 198H249ZM50 197H48V198H50ZM53 197L50 198L51 201H52V199H54ZM83 198H85V196ZM50 200L47 199L48 205L50 204L49 203ZM250 200H252V201H250ZM46 205H47V202H46ZM129 205H130V203L128 204L127 207H130ZM142 205L144 207V204H142ZM215 205H213V206L215 207ZM133 206L130 208L131 211H132V209H133V211H136L137 207H133ZM130 209H128V210L130 211ZM253 209H255V212L257 213V214H255V216H258L261 219L257 223L261 227L260 228L261 233L260 232L259 233L262 236V237H260V235H259L260 238L257 236V238L259 239V242H258V240H255L256 236L254 234L253 235L255 237H253V235L251 236L250 232L249 233L247 232L248 230L247 231L245 230L244 223L240 222L242 219L241 220L239 219V218L246 216V215H241L243 212H248L250 210L252 211ZM257 209H258V211H256ZM216 210H217V208L215 209V212H216ZM131 211H130V213L133 212V211L132 212ZM137 211H138V209H137ZM141 212H143V209ZM69 213H73V209L71 212L69 211ZM75 213H76V211H75ZM142 214H139V215H142ZM216 214H217V212H216ZM231 214H233V213L231 212ZM0 215H2V214L0 213ZM69 215H67V213H64L63 215H61L59 217L58 223L62 227V228L60 227L62 229V232L65 233V234L63 233L64 236L60 237V238H62L61 239L62 242L59 245L61 247V245L64 244V246L59 248V246L55 245V243L57 244V241L54 243V245L56 247H58L57 248L58 251L63 250L62 251L63 254L60 253L62 256L58 255L59 257L54 256V259L52 261L56 263V261H54V260H57V259H55V258H59L57 260V262H60L61 264H96L97 263V257L93 254V250H92V247H94V245H91L89 243V241L86 240V238H80L77 241V239L75 238L74 235H75V233H77L81 230L82 225L78 224L77 215L73 219H72V217H73L74 213H73V215H71L72 216V217H70L71 219L68 218ZM100 217L102 219H99ZM0 218H1V216H0ZM51 218L52 217H50L49 219H51ZM201 219H203L202 222H201ZM237 219L240 221H237ZM136 220H137V218H136ZM54 223H56V222H53L52 224H54ZM134 223H136V222L134 221ZM200 223H203L202 226L205 227V229H210L212 231H211V233L206 234L203 239H201V240L199 239L200 240L199 241V240H196L197 238L194 240L191 237V234H192V232H194L195 228H198V225ZM46 224L44 225L45 227H46ZM124 224H126V223H124ZM126 225H124V226H126ZM135 225H137V227H138L140 225V223L135 224ZM135 225H129V228L131 229V231L133 230L131 227L134 228ZM48 226H51V225H48ZM101 226L99 225V227H101ZM143 227H141L142 228L141 230H144ZM254 227L256 229V225H254ZM44 228H41V229H44ZM126 228H128V227H126ZM1 230H3V232H6L5 229H0V231ZM11 230L13 231V229H11ZM230 230H232L231 231V237H228V233ZM29 231H31V230H29ZM47 231L48 230H46V232ZM197 231H195V232H197ZM213 231L216 233V235L218 233H220L217 244L213 243L214 242L213 240L216 236ZM254 231H256V230H254ZM1 232H0V234H1ZM9 232H8V235L12 238V236ZM198 232H200V230ZM198 232L195 233V235L199 234ZM28 233L29 232H27L26 234L28 235ZM139 233L140 232H138L136 234L138 235ZM245 233L248 235L245 236ZM252 233H253V230H252ZM42 234L44 235L43 232H41L40 235H42ZM47 234H49V231ZM50 234H53V233H50ZM78 234H80V232ZM140 234H139V236L143 235V233H140ZM1 235H3V234H1ZM8 235H6V236H8ZM40 235L38 234L37 237H40L42 239L37 238L36 236H33L32 238L30 237V240H29V238H27L26 241H29V242H27L28 243L27 250L24 247L25 243L23 246L25 250H23V247H22V251L24 252L25 255L28 252H29L28 253V255H29L30 251L33 252V247L37 243V241H39V240L44 241L46 239V237H45V239L43 240L44 236L43 235L40 236ZM137 235H134V237ZM3 236H1L0 238H2ZM9 236H8V238H9ZM50 237L54 238V236L53 237L50 236ZM163 237L165 240H163ZM5 238L2 240H5ZM8 238H7L8 241L9 240L12 241L10 238L9 239ZM50 239L48 236L47 240L52 241ZM54 241H55V239H53L52 242H54ZM58 241H60V239ZM195 241H197V242H195ZM45 242H44V244H47ZM3 244H5V243L3 242ZM49 244H50V242L48 243V246H49ZM11 245H13V244L11 243ZM48 246L46 245V248H48ZM123 246H125V247H123ZM252 246H251V248H250V245L248 246L250 251H251V249L253 250ZM49 247L52 248L53 244L50 245ZM56 247H54V248H56ZM256 247L254 248L252 253H254V251L256 252V250H258V249H256ZM9 248H10V245H9ZM57 249L53 250V253H54V251H57ZM0 250L2 251V249H0ZM125 250H127V251L125 252ZM212 250L213 251L216 250V252H217L214 257L212 255ZM195 251L196 252L199 251V253L198 254L196 253L197 255L193 254L192 252H195ZM18 252H19V250H18ZM116 252L114 251V253H116ZM119 252L121 254H119ZM122 252L124 255H122ZM50 253L52 254L51 250L49 251V254ZM1 254H5V253L1 252ZM54 254L56 255V253H54ZM129 254L131 255V257L129 256ZM19 255H20V253H19ZM25 255L24 256L20 255V256L26 257ZM42 256H41V258L43 259L44 257H42ZM45 256H48V259H50V260H47L46 259L47 257H45L46 261L43 259V263L46 264L48 261V264H50L49 261H51V259L53 258V255L50 256L52 258H49V255H45ZM193 256L195 257L194 259L192 258ZM40 259L37 260V258H34L30 262H31V264H39L37 262H39ZM99 259L102 260V257ZM230 259H232V261ZM106 260H109V259H106ZM106 260L104 259V263L103 262H101V263L105 264ZM3 261H5V260H3ZM52 261H51V264L53 263ZM213 261L210 264H213L214 263ZM40 262H41V264H43L42 261H40ZM199 262L197 264H199ZM202 262H200V263L202 264ZM6 263H8V260L5 262V264ZM55 263H53V264H55ZM60 263H58V264H60Z\"/></svg>", "mask_w": 264, "mask_h": 264}]
</instances>
